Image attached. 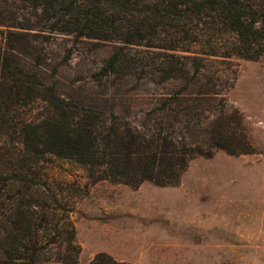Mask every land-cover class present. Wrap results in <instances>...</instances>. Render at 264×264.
<instances>
[{
	"label": "rangeland",
	"instance_id": "obj_1",
	"mask_svg": "<svg viewBox=\"0 0 264 264\" xmlns=\"http://www.w3.org/2000/svg\"><path fill=\"white\" fill-rule=\"evenodd\" d=\"M3 1L0 13L16 14L24 27L17 30L21 43L15 59L35 82L34 97L18 107L16 120L0 124V213L20 203L16 190L30 194L23 196L25 208L31 193L41 195L48 220L39 237L60 241L55 227L68 215L80 246L79 264L101 252L132 264H264V62L220 56L199 63V48L190 45L187 52L176 53L188 59H173L183 63L184 72L160 82L157 67L163 56L132 46L126 52L154 57L156 64L143 60L101 75L114 52L112 43L76 42L40 22L31 1ZM3 41L0 35V46ZM184 88L186 98L203 99L205 123L221 109L228 115L237 112L253 151L216 149L193 157L175 185L144 181L132 187L95 180L74 159L36 158L23 147L21 123L40 119L51 96L73 104L103 99L106 114L113 109L117 120L141 127L157 99ZM17 170L28 175L27 183L17 181L22 176ZM7 215L0 214V250L11 233Z\"/></svg>",
	"mask_w": 264,
	"mask_h": 264
},
{
	"label": "trees",
	"instance_id": "obj_2",
	"mask_svg": "<svg viewBox=\"0 0 264 264\" xmlns=\"http://www.w3.org/2000/svg\"><path fill=\"white\" fill-rule=\"evenodd\" d=\"M25 1L32 2L35 15L52 31L71 34L76 42L86 38L112 43L114 52L101 75L143 60L148 66L156 64L154 57L126 52L132 46L157 50L155 54L163 56L157 67L160 82L184 72L183 63L173 59H188L176 53L187 52L190 45L199 48V63L220 56L264 62V0ZM20 24L16 14L0 13L4 28L0 32L4 40L0 46V124L15 121L18 107L34 97L35 81L15 59L21 43L17 30L24 28ZM198 71L196 63L194 74ZM185 88L157 99V107L147 112L150 117L141 127L117 120L113 109L106 114L100 107L103 99L73 104L47 97V112L40 119L21 123L23 147L36 158L49 154L74 159L86 165L95 180L132 187L144 181L175 185L193 157L209 156L216 149L230 154L253 151L237 112L228 115L221 109L205 123L200 118L206 110L203 99L186 98ZM187 136L196 140L189 141ZM17 173L22 175L18 182L29 181L28 175ZM17 194L20 203L0 213H8L11 230L0 250V264H79L80 246L74 241L75 227L69 216L55 227L62 239L44 242L38 234L48 220L43 197L31 193L25 208L26 191L16 190L13 195ZM87 264L132 263L101 252Z\"/></svg>",
	"mask_w": 264,
	"mask_h": 264
}]
</instances>
